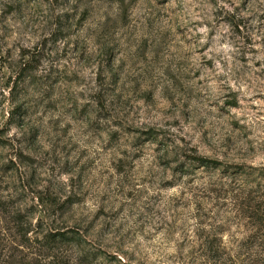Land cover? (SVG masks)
Instances as JSON below:
<instances>
[{"label":"rangeland","instance_id":"374dc122","mask_svg":"<svg viewBox=\"0 0 264 264\" xmlns=\"http://www.w3.org/2000/svg\"><path fill=\"white\" fill-rule=\"evenodd\" d=\"M248 203L264 0H0V264H234Z\"/></svg>","mask_w":264,"mask_h":264},{"label":"trees","instance_id":"16d2710c","mask_svg":"<svg viewBox=\"0 0 264 264\" xmlns=\"http://www.w3.org/2000/svg\"><path fill=\"white\" fill-rule=\"evenodd\" d=\"M198 159L202 163V165L212 163L210 160H206L203 158ZM248 210L251 211L252 218L254 219V221L250 222L251 228L250 233L248 235V241L244 239L243 242L239 241L238 243V250H236L238 254L234 257V264H239V262L241 264H264V258H259L260 253H258L257 249L253 247L259 239H261L262 242V244L260 245L264 247V204L257 203V205L255 206V204L252 205V203H248ZM259 213H261V215H259ZM63 237L64 235H61V238ZM57 238L58 237H55V239L49 241H56Z\"/></svg>","mask_w":264,"mask_h":264}]
</instances>
